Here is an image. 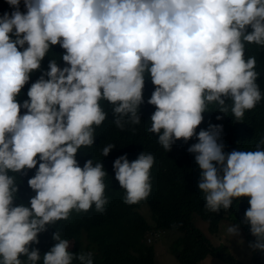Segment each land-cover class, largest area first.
<instances>
[{"label": "clouds", "instance_id": "obj_1", "mask_svg": "<svg viewBox=\"0 0 264 264\" xmlns=\"http://www.w3.org/2000/svg\"><path fill=\"white\" fill-rule=\"evenodd\" d=\"M7 3L14 10L0 15V264H37L39 249L30 246L39 244L47 226L73 210L95 205L105 211L104 165L88 159L81 167L77 153L94 144L106 111L121 130L141 123L146 76L155 86L147 101L155 106L148 131L159 134L166 151L175 140L197 137L188 151L201 169L205 209L227 212L233 200L249 197L245 221L257 238L250 247L264 250V140L246 151L251 139H235L234 150L225 153L218 142L222 125L196 132L210 105L227 113L230 100L231 113L242 121L261 101V65L252 50L264 49V0H23L26 12L21 0ZM54 45L65 66L51 59L19 102ZM102 101L110 104L104 109ZM114 147L107 144L101 154ZM154 162L144 152L114 161L126 204L150 195ZM31 169L34 196L18 197L15 174ZM225 234L239 236L240 225L227 226ZM53 239L43 264H93L91 252H70L59 231Z\"/></svg>", "mask_w": 264, "mask_h": 264}, {"label": "trees", "instance_id": "obj_2", "mask_svg": "<svg viewBox=\"0 0 264 264\" xmlns=\"http://www.w3.org/2000/svg\"><path fill=\"white\" fill-rule=\"evenodd\" d=\"M13 10L14 8L7 3V0H0V15L6 12L11 13ZM20 10L27 11L23 0H21ZM249 31H251L250 28ZM60 48L59 45L51 47L53 50H50L42 61L41 70L31 74L29 84L25 85L17 97L19 102L23 103V100L28 99V88L43 71L47 70L51 59H56L61 67L65 66L62 60L63 54L57 56L54 50ZM252 52L257 56L261 65L260 67L256 64V71L260 73L257 83L262 87L260 89L261 101L253 109L245 112L242 121H237L231 113L230 100L226 101L229 105L227 113H221L217 105H210L209 110L203 114V122L196 129L198 133L201 129L207 130L209 125H222L223 129L218 142L224 145L225 153L234 150L231 143L235 139H251L252 148L246 151L256 150L260 141L264 140L262 138L264 137V49L255 48ZM246 56H253L247 47ZM154 88L150 76H146L144 103L139 109L140 124H127L121 130L114 123L116 117L113 112L106 111L108 114L106 120L96 128L94 144L78 150L76 158L81 167L88 159H92L94 164L101 162L104 165L107 173L104 178L105 197L107 198L105 211H96L95 205L87 212L77 213L73 210L67 220H60L47 226V230L39 234V244L30 246V250L39 249L41 258L37 264H43V255L57 243L53 239L56 231L60 232L62 239L72 241L69 251L73 254L78 255L81 251L91 252L93 264H158L155 246L148 243L147 235L151 231L165 229H176L183 232V235L176 236L171 244V250L180 264H201L202 260L208 256L220 258L229 264H246L232 254L226 244H214L193 221L195 213L208 222L212 233L218 232L223 221L239 224L240 229L245 232V239L252 253L248 264H264V250H253L250 247V243L255 242L257 238L251 234V225L245 221V211L250 207L249 197L233 200L227 212L221 209L219 213H213L205 209L206 200L198 187L201 169L195 160L196 153L188 151L192 144L198 142L197 137L194 135L188 141L175 140L172 149L166 151L158 143L159 134L148 131L155 106L147 101ZM109 104L107 101H102L104 109ZM25 111L22 108L21 114ZM218 116L221 118L217 119ZM255 128L258 129L257 132ZM109 143L115 147L108 156H103L102 149ZM143 152L152 154L155 158L151 169L152 190L145 200L129 205L124 202L125 190L115 179L113 164L120 156L126 154L131 161ZM35 172L36 169H31L27 170V175L15 174L19 185L18 197L34 196L33 190L28 185V179L34 176ZM143 204H148L151 209L154 219L152 229L147 217L141 212ZM21 259L27 261L26 256H21ZM73 264H79V261L74 260Z\"/></svg>", "mask_w": 264, "mask_h": 264}, {"label": "rangeland", "instance_id": "obj_3", "mask_svg": "<svg viewBox=\"0 0 264 264\" xmlns=\"http://www.w3.org/2000/svg\"><path fill=\"white\" fill-rule=\"evenodd\" d=\"M141 212L147 217L151 229L154 225V219L151 214V209L148 204H143L141 206ZM193 221L195 224L205 233L210 240L216 244H226L231 253L236 257L242 259L246 264L251 260L252 253L248 247V243L245 239V232L240 229V235L236 237H228L226 233V228L229 225H235L231 222L223 221L220 224L219 230L216 233H212L209 230V224L207 221L203 220L198 214H193ZM183 235V232L176 229H165L151 231L147 235L148 243H152L155 246L156 251V261L158 264H180V261L176 255L171 250V244L174 238ZM72 241H70V245ZM201 264H229L224 260L208 256L206 259L202 260Z\"/></svg>", "mask_w": 264, "mask_h": 264}]
</instances>
